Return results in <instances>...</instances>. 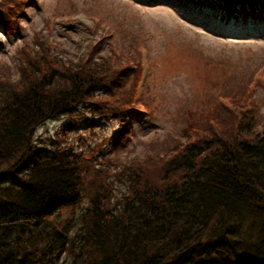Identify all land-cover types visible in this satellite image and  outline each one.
Here are the masks:
<instances>
[{
	"label": "trees",
	"instance_id": "obj_1",
	"mask_svg": "<svg viewBox=\"0 0 264 264\" xmlns=\"http://www.w3.org/2000/svg\"><path fill=\"white\" fill-rule=\"evenodd\" d=\"M28 1L0 0V28L18 30ZM193 1L264 18V0ZM33 34L18 50L17 75L0 69V264H264V122L257 128L244 108L264 85L252 77L258 66L246 78H212L220 92L200 116L185 110V141L113 175L95 152L66 143V130L76 112L121 121L138 114L137 43L120 49L111 40L99 54L105 47L94 40L88 54L62 62ZM64 115L61 136L35 137ZM122 134L96 148L112 140L114 151Z\"/></svg>",
	"mask_w": 264,
	"mask_h": 264
},
{
	"label": "rangeland",
	"instance_id": "obj_2",
	"mask_svg": "<svg viewBox=\"0 0 264 264\" xmlns=\"http://www.w3.org/2000/svg\"><path fill=\"white\" fill-rule=\"evenodd\" d=\"M23 7L26 14L19 17L18 30L7 33L0 28V69L12 78L20 62L18 50L33 44L35 32L53 44L62 62L88 54L87 48L105 27L113 32L111 42L117 48L136 42L148 49L151 69L144 90L151 101L150 114L128 120L129 139H121L114 151L105 142L104 149L96 148L122 128L119 119L111 116L90 117L85 112L78 117L76 112L71 126L70 115H64L46 121L35 132L37 139L59 137L60 128L68 126L66 143L95 152L100 166H108L113 175L131 159L163 154L175 142L185 141L181 131L185 110L200 116L209 98L220 92L212 78L233 74L246 78L264 62V19L224 18L208 4L191 0H37ZM95 20L100 22L91 32ZM104 47L99 54L109 53V43ZM259 86L251 96L256 99L254 109L249 111L255 113L257 128L264 122V85ZM116 185L125 188L119 181Z\"/></svg>",
	"mask_w": 264,
	"mask_h": 264
}]
</instances>
